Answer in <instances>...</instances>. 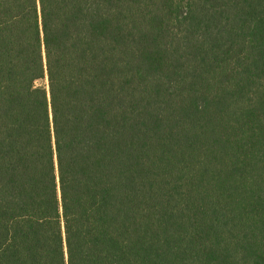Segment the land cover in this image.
Returning <instances> with one entry per match:
<instances>
[{
    "label": "trees",
    "instance_id": "16d2710c",
    "mask_svg": "<svg viewBox=\"0 0 264 264\" xmlns=\"http://www.w3.org/2000/svg\"><path fill=\"white\" fill-rule=\"evenodd\" d=\"M0 264H264V0H0Z\"/></svg>",
    "mask_w": 264,
    "mask_h": 264
}]
</instances>
